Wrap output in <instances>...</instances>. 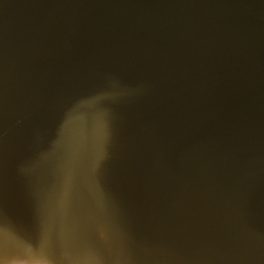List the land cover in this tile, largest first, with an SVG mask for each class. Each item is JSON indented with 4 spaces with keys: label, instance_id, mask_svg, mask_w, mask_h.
Masks as SVG:
<instances>
[{
    "label": "water",
    "instance_id": "1",
    "mask_svg": "<svg viewBox=\"0 0 264 264\" xmlns=\"http://www.w3.org/2000/svg\"><path fill=\"white\" fill-rule=\"evenodd\" d=\"M0 264H264V0H0Z\"/></svg>",
    "mask_w": 264,
    "mask_h": 264
}]
</instances>
